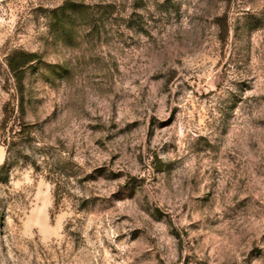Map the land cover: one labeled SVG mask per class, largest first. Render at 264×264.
Here are the masks:
<instances>
[{
	"label": "rangeland",
	"instance_id": "obj_1",
	"mask_svg": "<svg viewBox=\"0 0 264 264\" xmlns=\"http://www.w3.org/2000/svg\"><path fill=\"white\" fill-rule=\"evenodd\" d=\"M11 50L0 264H264V0H0Z\"/></svg>",
	"mask_w": 264,
	"mask_h": 264
},
{
	"label": "trees",
	"instance_id": "obj_2",
	"mask_svg": "<svg viewBox=\"0 0 264 264\" xmlns=\"http://www.w3.org/2000/svg\"><path fill=\"white\" fill-rule=\"evenodd\" d=\"M80 7L76 4L67 3L66 6L55 9L54 13L68 16V13L79 12ZM57 17H59L57 15ZM61 25V19L57 20ZM38 55L24 50H11L0 60V71L2 70L9 82H15L14 103L7 102L3 107V118L0 123V134L7 148V159L0 168V184L8 182V169L12 162H19L27 155V150L32 147L34 138L33 126L25 121L27 114V103L25 97V79L27 72L35 67ZM12 123V124H11Z\"/></svg>",
	"mask_w": 264,
	"mask_h": 264
}]
</instances>
